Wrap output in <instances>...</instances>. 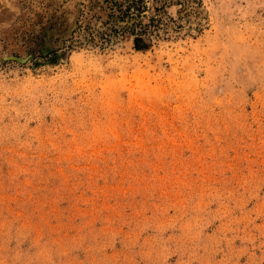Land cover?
I'll use <instances>...</instances> for the list:
<instances>
[{
	"label": "rangeland",
	"instance_id": "obj_1",
	"mask_svg": "<svg viewBox=\"0 0 264 264\" xmlns=\"http://www.w3.org/2000/svg\"><path fill=\"white\" fill-rule=\"evenodd\" d=\"M0 0V264H264V0Z\"/></svg>",
	"mask_w": 264,
	"mask_h": 264
},
{
	"label": "trees",
	"instance_id": "obj_2",
	"mask_svg": "<svg viewBox=\"0 0 264 264\" xmlns=\"http://www.w3.org/2000/svg\"><path fill=\"white\" fill-rule=\"evenodd\" d=\"M113 4L120 18L127 16L132 19L128 31L132 35L133 47L145 49L147 43L144 41L143 35L148 33L149 25L154 26L157 15L148 14V21L142 22L141 17L146 14L143 11L145 7L143 0H113Z\"/></svg>",
	"mask_w": 264,
	"mask_h": 264
}]
</instances>
